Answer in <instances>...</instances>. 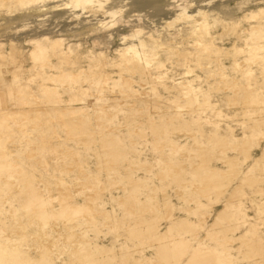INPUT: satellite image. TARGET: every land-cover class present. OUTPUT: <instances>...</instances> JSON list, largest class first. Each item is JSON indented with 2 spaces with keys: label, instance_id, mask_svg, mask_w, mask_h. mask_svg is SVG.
Segmentation results:
<instances>
[{
  "label": "bare ground",
  "instance_id": "1",
  "mask_svg": "<svg viewBox=\"0 0 264 264\" xmlns=\"http://www.w3.org/2000/svg\"><path fill=\"white\" fill-rule=\"evenodd\" d=\"M1 5L0 31L26 33V45L31 47L28 57L35 67L32 71L42 84L41 95H37L29 87L35 81L33 76L14 79L13 107L0 90V190L9 189L6 195L17 198L25 216L17 219L15 208L6 209L10 226L0 224V264H231L229 243L237 240L256 250V224H248L235 240L231 234L248 221L241 208L244 187H255L258 193L263 190L264 145L246 169L242 171L241 166L248 161L253 143L264 142V79L259 84L253 71L243 68L244 63L259 60L264 65V56H259L264 52V0L239 4L212 0L202 10L189 9L181 0H0ZM49 7L54 12L37 15ZM157 15H163V22L152 19ZM119 21L124 29L130 28L129 34L114 29ZM140 24L151 28L143 32L136 28ZM245 25L250 39H243L245 49L236 51L249 56L244 63L233 62L244 83L230 81L224 74L220 78L224 89L233 90L228 102L234 104L240 98L248 119L241 138L232 136V128L226 138L220 134L223 115L217 108L208 123L212 96L189 77L204 71L198 57L216 46L214 26L224 34ZM65 33H72L73 39L86 36L98 48L83 55L81 45L69 41ZM115 39L118 44L109 48ZM163 40L171 43L164 46ZM174 40H182L183 48ZM161 52L169 55L168 60L183 61L182 78L167 72L164 61L157 58ZM6 60L15 67L10 58ZM79 63L83 64L76 66ZM75 66L80 68L73 71ZM261 74L264 76V66ZM147 80L156 85L147 87ZM136 99L151 112L138 114ZM161 101L169 105L172 116L163 115ZM140 122L142 126H137ZM203 124L215 127L206 132ZM192 126L205 141L195 136ZM168 133L189 135L190 139H179L190 146L166 137ZM138 140L141 143L134 146ZM19 144L26 149L20 150L23 158L16 162L11 154ZM149 146L154 156L143 157ZM228 150L244 158L231 157ZM177 156L189 160L177 162ZM213 157L221 167L210 164ZM187 164L190 181L183 178ZM139 173L142 176H136ZM151 174L153 179L156 176L169 183L157 185ZM237 178L205 230V238L216 245L192 244L189 237L199 233L209 218L200 208L201 199L211 200L213 194L221 199ZM119 183L121 189L111 194ZM169 184L176 185L175 195L181 202H193L194 208L180 207L184 213L174 215L175 207L165 192ZM187 184L196 189L195 199L187 195L192 191ZM141 187L147 193L139 199ZM105 194L123 205L121 214L100 209ZM162 206L165 214L160 213ZM159 215L169 221L163 231L157 225ZM257 220L264 225V201L257 205ZM99 223L114 230L113 244L95 243L90 237L89 231ZM144 245L153 257L136 258L134 253L142 254Z\"/></svg>",
  "mask_w": 264,
  "mask_h": 264
},
{
  "label": "rangeland",
  "instance_id": "2",
  "mask_svg": "<svg viewBox=\"0 0 264 264\" xmlns=\"http://www.w3.org/2000/svg\"><path fill=\"white\" fill-rule=\"evenodd\" d=\"M167 1V0H166ZM183 2H187V4L189 5V9H196V8H201L205 9V6L207 5V3H209L212 0H181ZM233 3H241L243 0H232ZM246 5V4H245ZM247 6H250V4L248 3ZM246 8H250L247 7ZM188 9V10H189ZM246 10V9H245ZM3 9H2V5L0 7V17L3 16ZM147 11V10H146ZM52 13L54 12V10H52L50 7L47 9V11H41L38 12L37 15H39L40 17H42V15H44L45 13ZM249 11H244V13H248ZM145 12H143L144 14ZM134 15L136 13H133ZM131 15V14H130ZM192 15H195V13H192ZM45 17H49V21H50V15H47ZM43 17V19L45 18ZM46 19V18H45ZM47 19V21H48ZM128 19V18H127ZM127 19H123V20H127ZM153 20L155 19L157 22L160 21L163 22V15H157V17L152 18ZM52 20V19H51ZM132 20V19H129ZM159 20V21H158ZM59 22L61 20H58ZM125 22V21H124ZM124 25V23H122V21L117 22V24L115 25L114 29L116 30H122L121 33L123 34H129L130 33V28H123L122 26ZM151 28V26H145V25H138V29L142 30L143 32H148L147 28ZM158 27V26H157ZM247 26H240L239 28H230L226 31V33L222 34V29L218 28L217 26L213 28V35L216 37V41H215V47L210 49V51H208L207 53L204 54H200L199 55V62L201 63V67L203 68L202 70H204L203 72H196L193 73L191 75V80L194 79V84L197 88H202L204 90H207V92L212 96L211 100H212V105L215 106H211V108L208 109L207 114L209 116V119L215 116V113L213 112L215 108H217L218 112H221L223 117L221 118L220 122H221V130H220V134L222 136H226V138L229 136V134L227 133V130L229 128H232V130L234 131L233 133V137L236 138H241L242 136V130H243V123H247L248 119L244 112H245V107H243L241 102V99L238 97H236V103H232L230 104L227 100V97L230 96L231 94L234 96L233 94V90L232 89H224V87H222L223 82L221 80V74H224L225 76H227V78H229L230 81H235V82H239L240 83H244L242 82V74L233 68V62L234 61H239L240 63H244V60H246L249 56V54L247 52H240L237 53V51H239V49H245V47L243 46V39H250V36L247 35V30L245 29ZM159 28V27H158ZM239 29V32L237 31ZM15 31L12 32H8V33H3L0 31V51H1V58H0V90L5 94V99L6 102L8 104V106L13 107V80L14 79H18L19 81H24L26 80V78L33 76V78H35L34 83H31L29 85V87L33 90V92L37 95H41V93H39V86H41V82H39V80L37 79V77L34 75L35 73L32 71L33 69H35L34 64L32 63V61L29 59L28 57V53L29 50L31 49V47H28L25 42V32L24 35H22V33H18V34H12ZM28 32V31H27ZM66 34V33H65ZM68 34V36H67ZM66 34V38L69 41H73V42H77L78 44H80V51L82 52L83 55H85L88 50L90 51H94L96 48H98L97 46L92 45L91 41H87L86 36H77L74 37L73 39V34L72 33H67ZM21 35V36H20ZM33 35V34H32ZM246 36V37H245ZM241 37V38H240ZM76 38V39H75ZM187 38V37H185ZM11 39L13 40V42H11ZM182 39V38H181ZM176 42L178 47H181V45L183 44L182 40L179 41H173V43ZM114 43H117V40L115 39L113 41V43L109 44V48H113L114 47ZM171 41H164L163 40V44L164 46L167 44H170ZM118 44V43H117ZM191 44V43H190ZM183 48V47H181ZM191 51L193 50L192 48H189ZM214 52H211V51ZM237 50V51H236ZM236 51V52H235ZM192 53H194V51H192ZM112 54V52L110 53V55ZM210 56V57H208ZM259 56H264V52H262L261 54H259ZM11 59V62H15L16 65L14 68H11L9 65V61H7L6 59ZM160 58L158 60H162L164 61V65H165V69H167V72L169 74H171L172 76L175 77V79H179L182 78V76L185 75V67L183 65V61L180 62L179 59L176 60H168L170 57L169 55H166V52H161L160 55L157 57ZM51 62L53 64L57 63V60L52 59ZM83 63H79V65L76 66H81ZM73 67V71H76V68H80V67ZM84 66V65H83ZM264 65H262L261 60L253 63V64H247L244 63L243 68H245V70L251 69L253 71V78H257V80L260 82H258L259 84L262 83L264 76L261 74V69L263 68ZM205 67H207L208 69H204ZM111 71V73L115 76V71L113 69H109ZM49 71V70H48ZM195 74L201 75V78H196ZM116 77V76H115ZM252 78V79H253ZM141 79L138 78V76L135 77V81L139 82ZM82 81V80H81ZM146 82V86L150 88V86L152 85H156L155 82L152 80H147ZM242 85V84H241ZM136 87L139 86V83H136L135 85ZM150 98H153V96H151ZM152 102V100H150ZM159 105L162 108V112L163 115L165 117H170L173 115L172 110L170 109L169 105L165 104L164 101L158 102ZM142 103L140 102L139 99H136L135 102V106L138 107V114L143 113L144 116H146L149 112H151V110H146L145 108L142 107ZM127 112H130L129 108H126ZM212 122L211 119L209 120L208 123ZM137 126H142L141 122L137 125ZM204 127V130L206 132L214 129L215 125L214 124H203L202 125ZM249 126H252V123L249 122ZM145 129V128H144ZM143 129V130H144ZM191 129H195V136H199V139L201 141H205V137L201 136L197 131H196V127H193ZM142 130V129H141ZM128 130H124L123 132H127ZM148 139L151 140V137L149 135V132H146ZM166 137H171L172 139H174L176 142L182 143L185 146H190V144H188L187 140L185 142L180 141L179 138H191L189 135H186L185 133H168L166 135ZM230 137V136H229ZM138 138H140V136L138 135ZM137 138V139H138ZM230 142H235L233 141V138L230 139ZM207 142V141H206ZM205 142V143H206ZM141 143L138 140V143L135 144L134 146H138V144ZM264 145V142L260 143L259 145H255L253 143V147L251 149V155L248 156V161L246 163H244L241 167H242V171L244 169H246L251 163L252 161L259 156L261 149ZM150 146L148 149H144L143 150V157L147 156V157H153L154 153L150 150ZM26 148L21 146V144H19V146H13V153L11 154V156H13V160H15L16 162L20 159L22 160L23 158V154L20 153V150L23 152V150H25ZM165 152L167 153L168 150L167 148H165ZM44 154V156L48 153H41L40 155ZM227 155L233 157L236 155V152L228 150L227 151ZM237 157L243 159L244 156L239 154L236 155ZM174 159L177 162L180 161H187L189 160V158L187 157H181V156H177L176 158L174 157ZM71 160V158L67 159L66 161ZM88 160L90 162H92V164L94 163L93 159L88 158ZM68 163L66 162V165ZM212 166L215 167H221V165L219 164V162L217 161L216 157H213V161L210 163ZM38 167H40L39 164H37ZM159 171V169H154L153 172H157ZM140 172V171H139ZM190 172H191V168L190 166L187 164L184 167V173H183V178L185 180L190 181L191 180V176H190ZM141 174H143V172H141ZM140 175L137 174L136 176ZM142 176V175H140ZM240 178V177H239ZM235 179L230 186L227 188L225 195L220 199L217 198V195H212L211 196V200L209 199H205L202 198L201 199V210L202 212H206L209 215V218L207 219L206 224L203 226V229L197 233L194 237H189V239H191L192 244H195L197 242L202 241L205 244H208L210 246H215L216 242L209 240L207 238H205V230L206 227L209 226L210 221L212 220L213 216L215 215V213L221 209V207H223L225 201L227 200V196L229 195V193L233 190L236 182L238 181V179ZM151 180L153 182H155L157 185L161 184L164 185L166 184L165 182L169 183V180H166L165 182L160 180L159 177L154 176V179L152 177L151 174ZM122 183H119V185H115L113 191L111 192V194H115L116 188H118L119 190L121 189ZM261 188L263 189L261 193L256 192V188L255 187H251V186H246L244 187V196L242 198V202H241V208L243 210V212L246 214V217L248 219L247 222L245 223H241L239 225V227L236 229L235 232H233L231 235L235 236L234 240L240 235V233H242L245 228L248 226V224H256V228H257V236H258V243L259 245L256 247V250H251L250 248L246 247L245 245H243L240 241H233L231 243L228 244L229 248H230V254L232 256V262L231 264H263L262 263V258L264 257V225L260 222V220H257V205L261 204L264 201V181L261 182L260 184ZM169 187L165 190V192L168 193L169 198H168V202H172L173 206L175 207V212L174 215H180L183 214V211H179V208H185V207H191L194 208V203H187V202H181L177 196L175 195V191H178L176 185L174 184H169ZM161 187V186H160ZM187 187L190 188L192 191H190L189 193H187V189L183 188L184 192L187 193V195L189 197L192 198H196V189H193L192 187H189V184H187ZM198 190L200 188L196 187ZM4 187L1 188L0 190V224H5L10 226V216L5 212L6 209H9L11 207L15 208V213H16V217L18 218H22L24 220L25 216H23V211H22V206L21 204L17 201L16 197H12L11 195H6V193L9 191L8 188ZM119 192V191H117ZM145 193L146 190L141 187L140 188V192H139V199L140 198H145ZM107 196V194H105L103 196V203L101 205V210H111L113 209V211L117 214H121L122 212V207L123 205L118 204L115 200V198H112V196ZM105 197V198H104ZM116 197V196H115ZM3 199H6V201H2ZM215 199H218V201L216 203H213L215 201ZM160 213L161 214H165V207H161L160 209ZM192 220L195 222L197 221L196 218H192ZM169 223L168 220L164 219L163 216H158L157 219V225L159 226V230L163 231L164 228L166 227V225ZM90 237L93 239V241L95 243H99V244H106V245H111L114 242V230H111L109 227H106L105 223H99V226L97 229H93L91 231H89ZM126 244L132 245V243L130 241H126ZM218 243V242H217ZM114 245L119 246V243H115ZM145 246V247H144ZM143 246V250H142V254L137 251L136 253H134L136 258L141 259L142 257H153V252L151 251V249L148 247V245H144ZM141 254V255H140ZM114 264H119L118 261H114ZM144 264V263H143Z\"/></svg>",
  "mask_w": 264,
  "mask_h": 264
}]
</instances>
